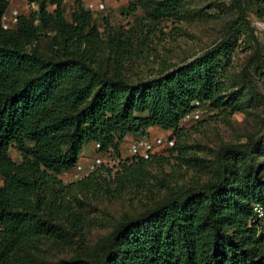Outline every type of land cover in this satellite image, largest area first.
I'll use <instances>...</instances> for the list:
<instances>
[{
  "label": "trees",
  "instance_id": "16d2710c",
  "mask_svg": "<svg viewBox=\"0 0 264 264\" xmlns=\"http://www.w3.org/2000/svg\"><path fill=\"white\" fill-rule=\"evenodd\" d=\"M36 1L41 20L50 21L48 0ZM185 0L149 4L153 19L178 16ZM65 20L60 0L54 20L64 53L46 57L34 38L2 24L8 6L0 0V254L14 253L25 242L64 229L55 216L71 209L69 197L101 192L104 168L114 193L145 176L156 154L121 160L128 135L145 139L158 126L175 134L173 151L184 154L181 121L202 107L233 105L224 94L220 73L233 58L235 40L218 44L178 66L165 63L156 77L126 80L101 71L92 59L99 37L91 10L81 8ZM238 18L251 29L246 0H233ZM134 10L137 7L132 4ZM234 22H229L231 29ZM24 28V25H22ZM24 30V29H23ZM248 61L264 71V44L254 36ZM123 43V38L121 39ZM29 44V45H28ZM103 156L115 155L116 168L100 166L65 183L59 174L73 170L91 143ZM22 155L14 160L9 148ZM264 135L229 144L218 153L215 176L189 185L138 216L124 214L89 257L60 264H264V226L254 206L264 208ZM150 157V158H149ZM106 185L107 178H103Z\"/></svg>",
  "mask_w": 264,
  "mask_h": 264
},
{
  "label": "rangeland",
  "instance_id": "374dc122",
  "mask_svg": "<svg viewBox=\"0 0 264 264\" xmlns=\"http://www.w3.org/2000/svg\"><path fill=\"white\" fill-rule=\"evenodd\" d=\"M7 1L2 19L6 30H19L27 43L26 37H33L46 57L64 53L63 37L54 20L56 0H48L50 21L40 19L36 1ZM60 1L66 22L73 23L72 14L79 4L76 0ZM152 1L162 0H82L81 8L92 11V24L99 32L91 51L97 67L126 80L150 79L157 76L163 63H187L233 34V58L220 73L223 92L227 99H234L233 105L220 109L204 106L202 113L187 115L181 121V142L187 146L184 154L172 150L171 137L175 134L158 126L147 133L151 147L128 136L121 144V160L152 154L160 157H149L145 176L114 193L108 188L113 190L117 185L102 168L100 180L106 189L79 195L81 203L69 197L71 209L55 216L63 230L27 241L7 257L0 254V264H60L92 256L124 214L141 215L189 185L206 184L215 176L223 147L264 135V71L256 70V63H248L255 48L253 34L264 44V0H246L251 29L238 18L233 0H185L178 16L159 19H153ZM229 22H234L231 29ZM94 144L83 148L73 170L59 174L65 183L83 178L100 166L116 168L119 159L110 153L103 156ZM9 153L14 160H22L15 146ZM256 160L260 162L264 156L257 153ZM258 217L264 226V214Z\"/></svg>",
  "mask_w": 264,
  "mask_h": 264
},
{
  "label": "built area",
  "instance_id": "2783aa9c",
  "mask_svg": "<svg viewBox=\"0 0 264 264\" xmlns=\"http://www.w3.org/2000/svg\"><path fill=\"white\" fill-rule=\"evenodd\" d=\"M137 144H146V145H148V146H152V142L149 140V139H147V138H145V139H141V140H137ZM254 209H255V211H256V213L257 214H260V215H263L264 214V208H263V206L262 205H259V204H256L255 206H254Z\"/></svg>",
  "mask_w": 264,
  "mask_h": 264
},
{
  "label": "crops",
  "instance_id": "0c3cea01",
  "mask_svg": "<svg viewBox=\"0 0 264 264\" xmlns=\"http://www.w3.org/2000/svg\"><path fill=\"white\" fill-rule=\"evenodd\" d=\"M128 136H132V135H128ZM128 138V137H127ZM94 147L96 148L97 147V144H94Z\"/></svg>",
  "mask_w": 264,
  "mask_h": 264
}]
</instances>
